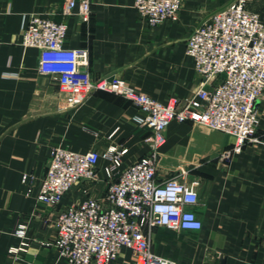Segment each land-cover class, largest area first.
Instances as JSON below:
<instances>
[{
  "label": "crops",
  "instance_id": "crops-1",
  "mask_svg": "<svg viewBox=\"0 0 264 264\" xmlns=\"http://www.w3.org/2000/svg\"><path fill=\"white\" fill-rule=\"evenodd\" d=\"M234 1L182 0L177 19L151 26L134 0H92L86 17L77 11L65 15L67 0H0V264H67L54 245L53 222L62 208L86 197L85 186L75 185L61 204L50 205L27 195L22 183L23 173H32L38 187L52 146L104 151L124 145L125 164L148 150L147 129L136 122L139 111L125 97L93 90L81 105H64L57 79L38 70L39 50L20 43L29 15L68 23L66 46L87 52L94 81L115 73L160 101L177 98L182 104L201 82L186 54L190 34ZM247 7L264 18V0H247ZM258 110L257 140L229 159L221 154L233 146L232 135L192 121L168 124L158 149V177L186 172L198 181L195 210L203 228H157L154 253L180 264H264V93ZM107 185L93 183L90 194H102ZM20 221L28 223V246L12 251L22 240L15 234ZM123 257L129 260L130 251Z\"/></svg>",
  "mask_w": 264,
  "mask_h": 264
},
{
  "label": "built area",
  "instance_id": "built-area-1",
  "mask_svg": "<svg viewBox=\"0 0 264 264\" xmlns=\"http://www.w3.org/2000/svg\"><path fill=\"white\" fill-rule=\"evenodd\" d=\"M182 0H134L137 13L149 25L177 19ZM90 15L92 0H67L65 15ZM69 25L38 13L29 15L20 43L39 50L38 70L59 82L66 107L81 105L88 93L103 90L125 97L139 114L136 122L147 129V152L130 164L124 145L104 151H77L61 144L49 150L45 174L35 189L32 173H23L26 194L38 201L61 204L77 184L85 198L62 208L54 226L57 251L67 264H180L152 250L154 231L201 230L198 181L188 173L158 177V149L165 143L168 124L192 121L230 134L232 147L221 156L229 159L248 142L257 140L258 101L264 93V18L247 7V0L214 11L190 34L186 54L200 76L198 91L182 104L177 98L160 101L132 86L124 77L94 81L87 52L66 46ZM106 161L101 167V161ZM101 167V168H100ZM107 180L100 195L90 194L93 183ZM15 234L22 238L12 251L28 246V223L20 221ZM131 257L125 260L124 251Z\"/></svg>",
  "mask_w": 264,
  "mask_h": 264
},
{
  "label": "water",
  "instance_id": "water-1",
  "mask_svg": "<svg viewBox=\"0 0 264 264\" xmlns=\"http://www.w3.org/2000/svg\"><path fill=\"white\" fill-rule=\"evenodd\" d=\"M114 74L112 75V77L109 80H112L114 78V76H119V75H114Z\"/></svg>",
  "mask_w": 264,
  "mask_h": 264
}]
</instances>
